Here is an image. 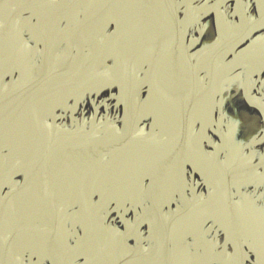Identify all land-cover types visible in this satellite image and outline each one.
<instances>
[{
  "label": "water",
  "instance_id": "obj_1",
  "mask_svg": "<svg viewBox=\"0 0 264 264\" xmlns=\"http://www.w3.org/2000/svg\"><path fill=\"white\" fill-rule=\"evenodd\" d=\"M171 2L0 6V264H237V245L260 246L247 143L214 102L238 86L257 105L264 34L239 50L248 30L225 22L194 52Z\"/></svg>",
  "mask_w": 264,
  "mask_h": 264
},
{
  "label": "snow or ice",
  "instance_id": "obj_2",
  "mask_svg": "<svg viewBox=\"0 0 264 264\" xmlns=\"http://www.w3.org/2000/svg\"><path fill=\"white\" fill-rule=\"evenodd\" d=\"M5 3L6 0H0V6ZM171 7L175 12L176 23L187 30L200 27V21L204 19V12L216 13L214 16L210 15L207 17V23L199 33L201 40H194V44H199L205 38H214L218 34L222 36L223 24L225 22L235 29L248 30L240 38L241 43L246 41L247 35L256 31L264 34V0H212L210 8L208 7L207 0L203 5H198L197 0H172ZM192 10L199 11V19L189 21V12ZM181 15H183V19L180 18ZM184 35L187 36L188 31H185ZM104 97V99L100 100V104L108 107L111 93L105 92ZM96 106L97 101L93 99L91 101V108L95 109ZM72 111L73 124H75V109H72ZM240 112L241 109H236L234 118L238 131L243 126ZM84 122L87 123V120ZM211 127L215 128V125L213 124ZM207 139L209 144L213 143L210 136ZM246 149L248 152L246 157L248 168L242 174L245 193L248 198L264 207V113H261L259 127L254 133H249ZM193 176H195L194 172ZM124 222L127 223V221ZM232 258L237 264H264V238H262L259 247L250 246L247 252L244 251L242 246L237 245Z\"/></svg>",
  "mask_w": 264,
  "mask_h": 264
},
{
  "label": "flooded vegetation",
  "instance_id": "obj_3",
  "mask_svg": "<svg viewBox=\"0 0 264 264\" xmlns=\"http://www.w3.org/2000/svg\"><path fill=\"white\" fill-rule=\"evenodd\" d=\"M203 1L204 0H197V4L198 5L205 4V3H203ZM211 3H212V0H210L207 3L209 8L211 7ZM64 7H67V6H64ZM194 8H195V6H194ZM195 11H197V10H195ZM215 14H216L215 12H204V19H202L200 21V27L195 28L193 30H187L186 29V31H188V35L185 37V39L188 40L190 45H192L194 52H199L201 49L203 50L206 48L207 49L211 48L213 45H216L219 43V41L221 39V36L219 34L216 37L211 38V39L205 38L199 44L193 43L194 40L195 41L201 40L199 33L202 30V28L204 27V25L207 23V17L210 15L214 16ZM199 15H200V13H199ZM199 15H198V18H196V19H199ZM181 17L183 18V15H181ZM49 22L51 24H53L54 26L61 28V30L58 29L60 31V34L67 32L69 30V28H71V27H69L68 23L65 25L64 22L60 21L58 17H56L54 19H50ZM34 23L35 24L40 23V20L38 17L35 18ZM225 25L229 26L228 23ZM103 30H104V37H105L104 40H108L107 38H110L111 35H113L115 33L114 23L111 21H107L105 23V27ZM140 39L143 40L142 36L140 37ZM256 39L257 40L261 39L259 37L258 32H254V33L249 34L245 42L251 41L253 43ZM203 46H206V48H202ZM232 49H233V46L231 47L230 50L232 51ZM230 50H228V51H230ZM229 54H231V55H229ZM225 55H226V58L227 57L232 58L234 56L233 53H226ZM196 56H198L197 53L195 54V57ZM141 73L144 74L145 70L142 69ZM253 80H254L253 84L250 88L251 92L252 93L255 91L256 92H258V91L264 92V69H263L262 73H260L259 75H258V73H256ZM110 84L112 86H110ZM108 85L110 86V89H116L117 88L116 80H112L111 82H109L107 84V86ZM214 105H215L214 108L216 109L217 114H219V117L224 115L225 111L227 112L228 116L225 114V119H223V118H220V119L225 123H229V124L233 125L236 129H237V125L235 126L233 124L234 118H235V111L238 108L241 109L240 116H241V119L243 121V126L238 131V138L239 139L242 138V139H240V140H242L240 142L248 143L249 133L256 131V129L254 128L253 122L256 121L259 125L260 120H261V112L259 111V109L257 107H255L254 103H252L251 101L248 100L246 92L238 86H227L224 90H222L219 93V95L216 96V102H214ZM222 111H224V114ZM228 117H230V118H228Z\"/></svg>",
  "mask_w": 264,
  "mask_h": 264
}]
</instances>
